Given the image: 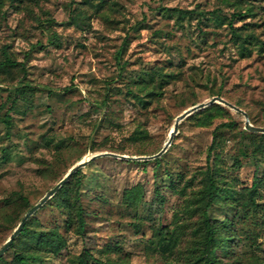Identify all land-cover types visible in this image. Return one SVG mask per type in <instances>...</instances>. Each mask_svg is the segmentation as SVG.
<instances>
[{"label": "rangeland", "instance_id": "374dc122", "mask_svg": "<svg viewBox=\"0 0 264 264\" xmlns=\"http://www.w3.org/2000/svg\"><path fill=\"white\" fill-rule=\"evenodd\" d=\"M5 55L24 71L0 66V246L77 161L151 155L192 105L219 96L264 127V0H0ZM227 122L209 155L222 194L207 214L229 239L214 257L264 264V134L219 103L182 119L157 160H91L0 264H193L207 148Z\"/></svg>", "mask_w": 264, "mask_h": 264}, {"label": "trees", "instance_id": "16d2710c", "mask_svg": "<svg viewBox=\"0 0 264 264\" xmlns=\"http://www.w3.org/2000/svg\"><path fill=\"white\" fill-rule=\"evenodd\" d=\"M230 25V29L232 30V35L235 38H238V35L236 33V30ZM15 64L20 66V70L24 71L23 65L21 62H13L7 55L4 56L3 60L0 62V66H3L4 64ZM26 85H16L14 86V93L15 96L24 94ZM15 98V97H14ZM13 98L12 103L15 102V99ZM5 121L8 122V114H4ZM232 125L231 122L227 123H221L214 127L212 131V140L210 145L207 148V155H206V169H205V180H206V195L205 199L201 208V229H202V235L200 238V254L196 258L195 262L197 261L199 264H218V260L214 257V249L213 247L218 244H223L226 241H229V239H226V237H220L219 231L223 228H225V225L221 220L217 219H210L207 214V210L216 203V197H218L222 191V188L218 185L216 182L215 176L212 172H210L209 169V155L210 152L213 150L215 146V139H216V133L217 131L222 127H230ZM157 160V159H155ZM73 176V175H72ZM71 176V177H72ZM70 177V178H71ZM69 178V179H70ZM68 179V180H69ZM67 180V181H68ZM67 182L60 188L58 192H56L54 195L59 194L60 191H63L65 188ZM25 201V200H24ZM77 219H78V227L79 231L83 228L84 222L81 218V210L77 207ZM27 221V220H26ZM27 232V228L24 224L23 229L18 235H22ZM13 243V242H12ZM52 244V242H51ZM163 247V245H162ZM2 256L0 257L1 260ZM28 260L35 262L38 259L35 257H23L20 254H17L13 257L12 262L16 264H25ZM96 264H102L99 260H95ZM194 262V263H195ZM193 263V264H194ZM77 264H86L83 259L79 256ZM108 264V263H104Z\"/></svg>", "mask_w": 264, "mask_h": 264}, {"label": "water", "instance_id": "95a60500", "mask_svg": "<svg viewBox=\"0 0 264 264\" xmlns=\"http://www.w3.org/2000/svg\"><path fill=\"white\" fill-rule=\"evenodd\" d=\"M213 103L222 104V105H224V106H226V107H228V108H230V109L238 112L239 114H241L243 116V118H244V125H243V127H244L245 130L250 131V132H257V133L264 134V127L252 125L248 121L247 114L241 108H239L236 105H234V104L226 101L222 97L214 96V97H211L208 101L200 102L198 104L192 105L189 108H187L184 111H182L179 115H177L175 117L174 122L172 124V128L169 131L168 136H167L166 140L164 141L162 147L157 152H155V153H153L151 155L128 156V155L117 154V153H112V152H101V153H97V154L90 155L88 157H85V158L80 159L79 161H77L74 165H72L66 171V173L58 180V182L53 187H51L35 204H33L23 214V216L20 218L18 224L13 229V231L11 232V234L8 236V238L0 246V257L4 254V252L7 250V248L12 244L13 240L21 232V230L23 229V226H24L26 220L28 219V217L31 216L51 196H53L62 187V185L65 182H67V180L75 172H77L78 170H80L81 168H83L91 160H93L95 158H98V157H102V156H111V157L119 158V159H122V160H140V161H144V160H153V159H156V158L160 157L166 151L167 147L170 145L171 140H172L174 134L177 132L178 123L182 119H184L186 116H188L192 112H194V111H196L198 109H201L203 107H206L208 105H211Z\"/></svg>", "mask_w": 264, "mask_h": 264}, {"label": "bare ground", "instance_id": "6f19581e", "mask_svg": "<svg viewBox=\"0 0 264 264\" xmlns=\"http://www.w3.org/2000/svg\"><path fill=\"white\" fill-rule=\"evenodd\" d=\"M171 128H172V127H171ZM171 128H170V130H171ZM170 130H169V131H170ZM168 133H169V132H168ZM167 136H168V135H167Z\"/></svg>", "mask_w": 264, "mask_h": 264}]
</instances>
